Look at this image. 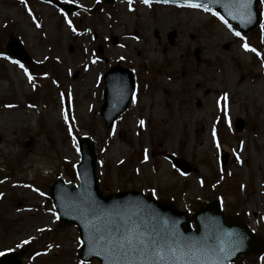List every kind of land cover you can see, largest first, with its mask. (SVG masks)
I'll return each mask as SVG.
<instances>
[{
  "label": "rangeland",
  "instance_id": "374dc122",
  "mask_svg": "<svg viewBox=\"0 0 264 264\" xmlns=\"http://www.w3.org/2000/svg\"><path fill=\"white\" fill-rule=\"evenodd\" d=\"M62 1L79 11L62 18L39 0H0V253L28 247L25 264H84L77 227H59L49 199L57 179L79 183L82 137L94 140L110 192L155 195L188 213L217 198L264 236V0L259 27L239 37L202 8ZM12 36L47 63L45 73L13 63ZM116 65L133 72L137 92L108 130L103 76ZM163 153L184 158L191 173ZM237 264H264V255Z\"/></svg>",
  "mask_w": 264,
  "mask_h": 264
},
{
  "label": "water",
  "instance_id": "95a60500",
  "mask_svg": "<svg viewBox=\"0 0 264 264\" xmlns=\"http://www.w3.org/2000/svg\"><path fill=\"white\" fill-rule=\"evenodd\" d=\"M56 5L70 14L74 5H63L55 0H42ZM115 0H105L111 5ZM260 0H151V2L188 5L199 3L210 11L218 12L226 21L239 31L248 33L256 29L261 17L258 10ZM247 3V7L242 5ZM175 34L169 35L174 43ZM6 50L16 59L26 64L34 75L46 70V64H38L27 53L21 41L11 37ZM104 104L100 113L107 129L113 127L116 119L129 106L136 92L133 73L126 68L116 66L105 77ZM241 132L243 121L236 124ZM81 162L77 166L80 186L67 183L63 179L54 182L50 198L59 214L61 226L76 225L80 232L82 249L80 260L89 263L97 259L101 264H113V257L106 251L107 245L97 237L115 236V227L120 230L139 227L160 244L183 247L194 246L195 255L188 258V264L236 263L239 258L264 254V238L258 237L246 223L235 215H225L219 201L201 206L192 216L182 212L172 203L158 201L153 196H146L136 191H124L106 195L100 188L97 177V156L95 143L88 138L79 142ZM174 166L184 174L191 172V167L183 159L166 154ZM229 155H223V164H227ZM97 252L100 254L98 255ZM27 250L12 252L0 258V264H23ZM180 264H184L183 261Z\"/></svg>",
  "mask_w": 264,
  "mask_h": 264
},
{
  "label": "snow or ice",
  "instance_id": "6c2138e0",
  "mask_svg": "<svg viewBox=\"0 0 264 264\" xmlns=\"http://www.w3.org/2000/svg\"><path fill=\"white\" fill-rule=\"evenodd\" d=\"M21 2L25 3V0H21ZM163 2L168 3L169 0H163ZM143 3L150 5L151 0H143ZM242 6L246 8L247 3ZM188 7L203 8L205 11L210 10L207 6L199 3H189ZM220 19L223 20L224 18L220 17ZM224 22L227 23V21ZM69 25H71V21H69ZM235 35L239 37L241 34L236 32ZM241 38L243 39V37ZM244 48L256 52L255 49L249 48L247 44H244ZM256 54L260 55L259 52H256ZM13 63H19V61H13ZM20 67L23 68L24 65L20 64ZM25 71L27 72V69ZM29 79H32L31 75H29ZM224 99L226 100L227 97L225 96ZM143 123L141 121L142 125ZM217 147H219V144H217ZM115 232L116 235L109 238H96L98 241L103 240L107 245L106 251L113 257V264H180L181 261L188 264V258H193L195 255L193 245L185 244L183 247L167 245L165 247L137 226L125 228L121 231L120 226L117 225ZM97 254L100 253L97 252ZM0 255H3V253H0ZM214 264H221V262L215 261Z\"/></svg>",
  "mask_w": 264,
  "mask_h": 264
},
{
  "label": "trees",
  "instance_id": "16d2710c",
  "mask_svg": "<svg viewBox=\"0 0 264 264\" xmlns=\"http://www.w3.org/2000/svg\"><path fill=\"white\" fill-rule=\"evenodd\" d=\"M90 135L92 136V134L90 133ZM104 189H106L107 191H109V189L107 188V186L104 187ZM110 192V191H109Z\"/></svg>",
  "mask_w": 264,
  "mask_h": 264
}]
</instances>
